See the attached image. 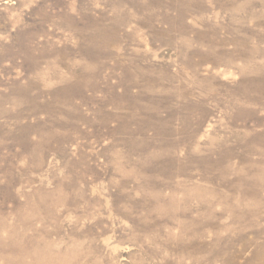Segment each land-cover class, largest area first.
<instances>
[{"label":"rangeland","instance_id":"1","mask_svg":"<svg viewBox=\"0 0 264 264\" xmlns=\"http://www.w3.org/2000/svg\"><path fill=\"white\" fill-rule=\"evenodd\" d=\"M262 157L264 0H0V264H264Z\"/></svg>","mask_w":264,"mask_h":264},{"label":"bare ground","instance_id":"2","mask_svg":"<svg viewBox=\"0 0 264 264\" xmlns=\"http://www.w3.org/2000/svg\"><path fill=\"white\" fill-rule=\"evenodd\" d=\"M116 29V28H115ZM23 46H24V44H22ZM22 47V46H21ZM20 48V47H19ZM12 49V48H11ZM24 50V49H23ZM245 138H243V140H244ZM261 140V139H260ZM245 141V140H244ZM242 143V142H241ZM243 144V143H242ZM259 144V143H258ZM257 144V145H258ZM254 149V148H253ZM257 149V148H256ZM255 149V150H256ZM258 150V149H257ZM245 151H246V149H245ZM251 152H253V151H251ZM251 155V154H250ZM244 157V156H243ZM264 157H262V160H264L263 159ZM264 162V161H263ZM251 166V165H250ZM257 169H258V167H256ZM253 169V168H252ZM250 170V169H249ZM254 170V169H253ZM251 171V170H250ZM260 171H263V170H260ZM264 172V171H263ZM262 172V173H263ZM264 174V173H263ZM257 175V174H256ZM260 175V174H259ZM261 176H263L264 177V175H261ZM260 182V181H259ZM264 183V182H263ZM253 185H255V184H253ZM256 186V185H255ZM259 189H260V187H259ZM240 190V189H239ZM256 190H257V188H256ZM260 191V190H259ZM256 193H258L257 191H256ZM212 194V193H211ZM214 194V193H213ZM216 194V193H215ZM213 198V197H212ZM192 207V206H191ZM197 207V206H196ZM199 208V207H198ZM182 217V216H181ZM176 219V218H175ZM174 220V219H173ZM177 220V219H176ZM178 221H180V220H178ZM181 222V221H180ZM183 222V221H182ZM184 224V223H183ZM194 228H196V227H194ZM193 234V233H192ZM195 234V233H194ZM195 236V235H194ZM192 240H194V239H192ZM197 240V239H196Z\"/></svg>","mask_w":264,"mask_h":264}]
</instances>
